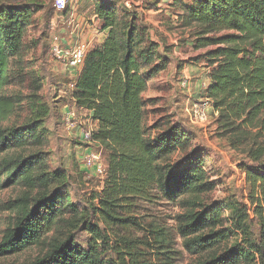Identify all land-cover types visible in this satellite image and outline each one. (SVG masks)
<instances>
[{"label":"trees","instance_id":"obj_1","mask_svg":"<svg viewBox=\"0 0 264 264\" xmlns=\"http://www.w3.org/2000/svg\"><path fill=\"white\" fill-rule=\"evenodd\" d=\"M120 1L94 0L95 18L107 33L88 49L70 89L72 110L89 112L96 123L92 140L105 152L103 186L91 209L98 223L87 221V214L69 202L62 190L65 172L48 169L43 118L49 110L36 93L40 85L29 95L10 89L23 69V39L38 5L0 4V189H21L15 199L0 202L12 214L1 231L0 256L40 244L45 250L30 264H148L141 250L146 243L133 232L147 228L138 219V204L164 199L182 209L175 216L176 230L183 247L198 256L191 264H264V0L171 1L178 5L176 17L191 29L192 48L205 49L195 59L211 68L201 90L217 114L218 136L232 145L251 140L245 155L252 163L239 166L259 227L258 237L244 239L241 247L221 245L228 235L216 228L223 207L203 202L215 188L206 154L192 147L178 123L145 124L143 96L148 82L167 70L168 51L160 50ZM250 128L258 130L253 137L248 136ZM177 152L180 156L172 159ZM84 172L89 170L84 167ZM147 224L159 264H174L168 234L159 224ZM79 225L91 235L86 248L70 236ZM244 227L245 220L237 224L242 232ZM51 232L54 236L45 241ZM110 238L115 257L106 260L99 244L110 246Z\"/></svg>","mask_w":264,"mask_h":264},{"label":"rangeland","instance_id":"obj_2","mask_svg":"<svg viewBox=\"0 0 264 264\" xmlns=\"http://www.w3.org/2000/svg\"><path fill=\"white\" fill-rule=\"evenodd\" d=\"M125 1H120L123 9L137 15L139 24L145 26L148 34L159 42L160 50L168 51L166 54L170 63L162 74L165 79L150 84L143 96L146 101L145 124L151 126L156 122L162 127V123H178L191 137L192 147H199L206 154V169L215 183V188L203 196V202L216 205L218 203L223 207L220 214L221 223L216 228L224 229L228 235L221 245L231 247L237 244L241 247L244 239L258 237L259 227L249 207L245 173L239 166L240 163H252L245 155L251 147L249 143L251 140L247 139L238 145H232L226 137L218 136L215 120L217 114L209 105L204 120L193 117L191 113L193 103L206 104V100L202 98V90L199 89V82L207 78L211 68L207 67L203 60L196 61L195 57L205 49L192 48L191 29L184 27L175 14L178 5H172V0H128L126 6ZM93 2L94 0H69L67 9L56 11L53 8V0H0V4L38 5V11L23 39L21 53L23 69L10 89L29 95L34 92L35 85H40L36 93L39 101L49 110L43 118V126L48 129V144L43 148L48 169L65 172L67 178L64 189L63 186L61 189L68 193L69 202L82 213L84 211L87 214V221L98 223L97 216H91V209L96 206L93 198L102 189L104 176L92 170L89 173L84 172L82 157L85 153V145L76 132L67 129L64 123V106L67 105L71 109L74 107L69 85L72 75L57 65L49 51L55 37L62 39L67 45L83 42L91 48L99 43L103 30L102 21L95 18ZM118 9L120 10L121 7ZM183 76L191 79L189 90L179 86L178 82ZM77 113L78 118L83 121L82 127L84 129L90 127L92 121L86 111ZM257 132V129L250 128L248 136L253 137ZM95 148L100 154L102 166L106 168L104 150L100 147ZM179 156L180 152H177L171 158L175 159ZM20 191L18 186L0 189V202L15 199ZM138 207V219L142 218L145 223L141 222V224L147 228L133 232L146 243L141 250L142 256L149 261L148 264H159L156 241L148 222L159 224L162 231L168 234V249L171 253L169 256L172 257L174 264H191L196 261L198 256L190 254L183 247L182 238L176 230L175 216L182 211L178 204L164 199H154L152 202L141 201ZM243 208L245 214L241 216ZM11 215L9 211L0 208V236L1 231L9 223ZM244 220L246 231L242 232L237 228V224H242ZM82 227L79 225L72 230L70 236L76 243L86 248L91 235ZM53 236L54 233L51 232L45 235L44 239L48 241ZM111 245L112 238H110V246L100 242L101 258L114 259L115 254ZM45 247L40 244L32 245L19 253L0 256V264H30L43 253Z\"/></svg>","mask_w":264,"mask_h":264},{"label":"built area","instance_id":"obj_3","mask_svg":"<svg viewBox=\"0 0 264 264\" xmlns=\"http://www.w3.org/2000/svg\"><path fill=\"white\" fill-rule=\"evenodd\" d=\"M69 0H53V8L56 11H63L66 9ZM125 5L128 6V0L125 1ZM89 47L86 43L80 42L73 45H67L62 39L55 37L50 44L49 51L52 59L63 69H66L72 75V81L70 82V88L74 85V80L84 62L85 55ZM200 89H205L208 84V79L200 81ZM179 85L185 90H189L191 86V79L188 76H183L179 80ZM211 108V104L206 100V104L202 105L197 102L193 103L191 107V113L195 119L204 120L206 118L207 107ZM64 123L67 129L76 132L82 142L87 143L85 147V153L83 154L82 161L83 167L87 168L90 172L105 175V167L102 166L100 154L95 147L98 146L94 140H92L91 134L95 128V124L91 123L90 127L84 129L82 127L83 121L78 118L76 111L69 109L67 105L64 106Z\"/></svg>","mask_w":264,"mask_h":264},{"label":"crops","instance_id":"obj_4","mask_svg":"<svg viewBox=\"0 0 264 264\" xmlns=\"http://www.w3.org/2000/svg\"><path fill=\"white\" fill-rule=\"evenodd\" d=\"M106 30H102V36H101V38H100V41H99V43L98 44H100L101 42H102V40L105 38V36H106ZM97 44V45H98ZM165 78H163V75H161L160 77H158L157 79H155V80H152L151 82H148V84L150 85V84H153L155 81H163ZM86 113L88 114V116H89V112L88 111H86ZM91 120V119H90ZM95 123V122H94ZM96 124V123H95Z\"/></svg>","mask_w":264,"mask_h":264}]
</instances>
